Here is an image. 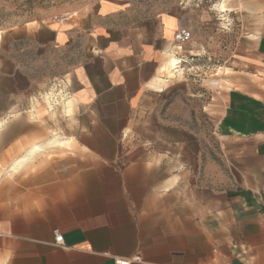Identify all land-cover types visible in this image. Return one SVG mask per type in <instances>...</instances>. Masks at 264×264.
<instances>
[{"label": "crops", "instance_id": "crops-1", "mask_svg": "<svg viewBox=\"0 0 264 264\" xmlns=\"http://www.w3.org/2000/svg\"><path fill=\"white\" fill-rule=\"evenodd\" d=\"M43 28L48 60L79 40L83 59L58 73L56 133L19 112L45 89L32 65L0 56V264H264V0H98ZM170 58L187 65L168 78Z\"/></svg>", "mask_w": 264, "mask_h": 264}, {"label": "rangeland", "instance_id": "rangeland-1", "mask_svg": "<svg viewBox=\"0 0 264 264\" xmlns=\"http://www.w3.org/2000/svg\"><path fill=\"white\" fill-rule=\"evenodd\" d=\"M133 1L137 3L139 0ZM152 1L170 2L173 0ZM97 3L98 0H0V56H4L8 59L14 58L20 60L24 62L26 66L32 65L31 68L34 70L33 77L40 83V85H45V89L36 90L30 95L27 101L21 104L22 109H20L19 112L24 115H30V117H33L31 115H34L35 119H40L41 121L43 118L50 119V122H45V126H50L52 132L56 131L57 133L58 128H60L58 115L59 113H64L63 103L66 95H64V92L62 91L63 98H58L55 103L56 105L52 104L50 109L43 99L44 95L62 90L58 87V73L64 69H72L76 62L83 59V42L82 40H79L77 44L71 47V49L68 50L65 59L61 58L59 60L58 53L56 52L48 60V54L44 55L37 51L35 44L36 42H41L42 39H34L32 31L38 27L42 28L41 31H44L43 27L45 25H51L57 22H71L72 24H77L78 28H81V25L85 21L89 22L95 19ZM201 7L202 6L199 7L198 11L201 10ZM154 13L157 12L155 11ZM142 17V11H138L136 7L134 16H132V24L138 26V18L142 19ZM147 31L150 30L148 29ZM46 36L45 33L44 37ZM199 55L200 57L197 58V60L191 61L192 66H202V54ZM185 65H187L185 60H182L179 63L180 68ZM180 73L181 75L179 74L177 79L181 82L179 84L173 83V86L168 90L170 97H178L185 92L182 85L183 80L181 79L183 77L182 74L186 77V69L184 72ZM167 77H172V75L168 74ZM47 79L51 80L49 84L48 81H46ZM17 85L20 89L24 87V83L20 80L17 81ZM3 86L7 87V84L3 83ZM0 92H2V90H0ZM8 116H13L12 118L16 117L15 113H10ZM41 121L40 123H42ZM9 123V121L5 122L0 129H5ZM210 126L212 132L213 123ZM9 129L22 132L27 130L25 126L16 125L9 127ZM10 138V134H8L4 137L3 141L9 142ZM210 144L211 146L217 145V140L213 135ZM227 158L228 171L234 175L237 173L235 170L237 164L234 161L236 159L235 154H228Z\"/></svg>", "mask_w": 264, "mask_h": 264}, {"label": "bare ground", "instance_id": "bare-ground-1", "mask_svg": "<svg viewBox=\"0 0 264 264\" xmlns=\"http://www.w3.org/2000/svg\"><path fill=\"white\" fill-rule=\"evenodd\" d=\"M219 9V8H218ZM221 9L223 10V7H221ZM169 53V52H168ZM171 53V52H170ZM171 56V55H170ZM166 64V63H165ZM179 63H178V59H174V58H170L169 60H167V64H166V66L164 67V71H165V73L163 72V74H165V75H167L168 76V74L167 73H170L172 70H175V69H177L178 67H177V65H178ZM164 65V64H163ZM162 67V66H161ZM178 70V69H177ZM160 71V70H159ZM172 75V74H171ZM170 76V75H169ZM162 77H163V75H162ZM164 78V77H163ZM169 78V77H168ZM156 79H157V77H156ZM158 80V79H157ZM163 82V81H162ZM164 82H165V80H164ZM153 84V83H152ZM155 84H157L156 82H155ZM150 85V84H149ZM152 86V85H151ZM155 86V85H154ZM154 86H152V87H154ZM158 86V85H157ZM157 86H156V88H157ZM160 86H162V84H160ZM151 88V87H150ZM155 89V88H154ZM160 89H161V87H160ZM161 91V90H160ZM63 92L62 91H58V92H56V93H53V92H50V93H48V94H45L44 95V101L47 103V106L49 107V109L51 108V106H52V104H55L56 103V101H57V99L58 98H63V94H62ZM64 95H66V94H64ZM63 100V99H62ZM70 99L68 100V102H69V104H70ZM73 101V100H72ZM71 101V102H72ZM73 104V103H72ZM56 105V104H55ZM61 105V104H60ZM54 106V105H53ZM65 106V105H64ZM69 106H73V105H69ZM68 106V103H67V106H66V108L67 107H69ZM65 108V107H64ZM69 109V108H68ZM5 123V121H0V127H2L3 126V124ZM54 137L51 139L50 138V141H49V143L51 144V145H55V144H58L59 142L57 141V138L55 137L56 135L54 134L53 135ZM61 140V139H60ZM48 143V144H49ZM68 143V142H67ZM46 144V143H45ZM47 144V145H48ZM63 144V143H62ZM65 144V143H64ZM37 145V144H36ZM68 145V144H67ZM62 146H64V145H62ZM36 147V146H35ZM41 147V146H40ZM59 147V146H58ZM65 147H66V145H65ZM67 147H69V146H67ZM32 148V147H31ZM34 149V148H33ZM28 152V151H27ZM32 153V152H31ZM29 154V153H28ZM30 156V155H29ZM20 158V160L22 159V160H25L27 157H26V154L25 155H23L22 157H19ZM26 161V160H25ZM24 161V162H25ZM18 171V170H17Z\"/></svg>", "mask_w": 264, "mask_h": 264}, {"label": "built area", "instance_id": "built-area-1", "mask_svg": "<svg viewBox=\"0 0 264 264\" xmlns=\"http://www.w3.org/2000/svg\"><path fill=\"white\" fill-rule=\"evenodd\" d=\"M191 38L190 32L185 27H180L174 34H173V43L176 47H181L185 43H187ZM2 235L0 234V237ZM54 237V245L61 246L63 244L62 235L59 233L58 230L53 231ZM114 264H129L126 260H117L114 261Z\"/></svg>", "mask_w": 264, "mask_h": 264}]
</instances>
